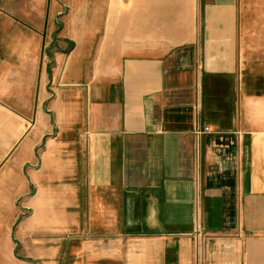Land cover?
Returning a JSON list of instances; mask_svg holds the SVG:
<instances>
[{"label":"crops","instance_id":"1","mask_svg":"<svg viewBox=\"0 0 264 264\" xmlns=\"http://www.w3.org/2000/svg\"><path fill=\"white\" fill-rule=\"evenodd\" d=\"M0 264H264V0H0Z\"/></svg>","mask_w":264,"mask_h":264},{"label":"built area","instance_id":"2","mask_svg":"<svg viewBox=\"0 0 264 264\" xmlns=\"http://www.w3.org/2000/svg\"><path fill=\"white\" fill-rule=\"evenodd\" d=\"M210 128L208 126H204V130H209Z\"/></svg>","mask_w":264,"mask_h":264},{"label":"water","instance_id":"3","mask_svg":"<svg viewBox=\"0 0 264 264\" xmlns=\"http://www.w3.org/2000/svg\"><path fill=\"white\" fill-rule=\"evenodd\" d=\"M55 38H56V33L54 34V40H55Z\"/></svg>","mask_w":264,"mask_h":264}]
</instances>
